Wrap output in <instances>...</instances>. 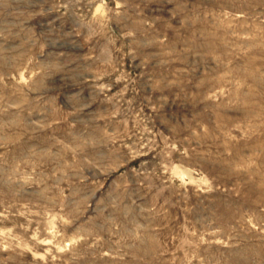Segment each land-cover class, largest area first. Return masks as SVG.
<instances>
[{
    "label": "rangeland",
    "instance_id": "374dc122",
    "mask_svg": "<svg viewBox=\"0 0 264 264\" xmlns=\"http://www.w3.org/2000/svg\"><path fill=\"white\" fill-rule=\"evenodd\" d=\"M0 264H264V0H0Z\"/></svg>",
    "mask_w": 264,
    "mask_h": 264
},
{
    "label": "bare ground",
    "instance_id": "6f19581e",
    "mask_svg": "<svg viewBox=\"0 0 264 264\" xmlns=\"http://www.w3.org/2000/svg\"><path fill=\"white\" fill-rule=\"evenodd\" d=\"M257 106H258V104H257ZM253 107V106H252ZM254 109V108H253ZM262 144H263V142H262ZM262 144H260L261 146H262ZM263 148V147H262Z\"/></svg>",
    "mask_w": 264,
    "mask_h": 264
}]
</instances>
